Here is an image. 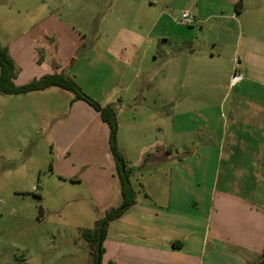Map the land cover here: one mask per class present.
Returning <instances> with one entry per match:
<instances>
[{"label": "crops", "instance_id": "0c3cea01", "mask_svg": "<svg viewBox=\"0 0 264 264\" xmlns=\"http://www.w3.org/2000/svg\"><path fill=\"white\" fill-rule=\"evenodd\" d=\"M139 2L146 4L153 25L173 29L164 34L171 48L159 67L151 46L153 65L142 87L144 56L138 52L146 40L115 38L104 47L93 42L83 55L96 90L103 88L104 68L115 63L117 146L136 195L135 204L109 224L100 264H255L264 256V182L258 179L264 175V0H242L239 11L237 0H183L195 18L188 25L165 14L175 0ZM124 13L125 27H133L134 12ZM45 26L34 24L0 43L14 61L16 86L52 74L70 79L69 56L82 42L61 41L54 35L59 27ZM193 27L200 31L192 32ZM235 71L243 80L230 87ZM56 89L20 97L43 113L48 105L37 100ZM83 108L101 132L104 148L92 143L97 132L77 146L79 136L71 143L61 137L56 152L52 144L50 172L60 182L82 185L95 221L120 203V194L108 128L89 105ZM136 145L134 162L130 155ZM208 172L214 175L209 196L189 180Z\"/></svg>", "mask_w": 264, "mask_h": 264}, {"label": "rangeland", "instance_id": "374dc122", "mask_svg": "<svg viewBox=\"0 0 264 264\" xmlns=\"http://www.w3.org/2000/svg\"><path fill=\"white\" fill-rule=\"evenodd\" d=\"M122 1L125 4L120 10ZM145 6L139 0H0V43L10 42L34 24L59 27L54 35L57 33L61 41L82 42L69 56L70 79L92 100L91 94L106 100L104 105L94 100L101 106L114 108L119 95L114 83L115 63L104 68V77L99 78L103 88L96 90L87 78L89 68L83 55L93 42L104 47L107 40L115 38L146 40L138 52L144 56L140 62L142 87V79L153 65L151 46L158 56L156 64L159 67L171 48L164 34L173 31L160 24L153 25ZM127 8L134 12V23L133 27L126 28L123 17L127 15L124 13ZM187 8L183 0H175L165 14L180 23L181 13ZM190 30L200 31L197 27ZM149 43L150 47L146 46ZM37 101L48 105V109L43 113L33 111L32 100L0 94V264H92L80 228L92 227L96 210L89 204L82 185L60 182L51 174L54 165L51 149L53 143L57 145L54 152L60 148L58 140L61 137L71 143L79 136L76 146L84 144L91 131L98 134L92 143L99 150L104 148L105 140L83 108L88 104L75 100L70 92L56 89L55 93ZM73 103L81 106H73ZM73 149L74 145L70 152ZM138 150L137 145L131 148L134 162ZM148 169L139 168L138 172ZM222 175L219 174V183ZM213 178L208 172L191 175L189 180L197 182L209 196ZM258 179L264 182V175H259ZM97 216L99 219L103 214Z\"/></svg>", "mask_w": 264, "mask_h": 264}, {"label": "trees", "instance_id": "16d2710c", "mask_svg": "<svg viewBox=\"0 0 264 264\" xmlns=\"http://www.w3.org/2000/svg\"><path fill=\"white\" fill-rule=\"evenodd\" d=\"M242 0H237L236 9L240 10ZM15 77V64L6 48L0 47V94L2 95H24L30 92L42 91L51 87L70 92L75 100L88 104L98 115L109 131V152L115 166V174L118 182L120 203L107 207L103 216L96 219L91 228L81 231V238L87 244L92 264H100L103 253L102 244L107 235L109 224L120 218L124 212L135 204L136 195L130 183V170L118 149L116 135L118 129L115 109L111 105L101 106L89 96L83 93L80 87L70 79L61 74L45 75L37 80L30 81L24 85L16 86L13 82ZM255 264H264L262 256Z\"/></svg>", "mask_w": 264, "mask_h": 264}, {"label": "built area", "instance_id": "2783aa9c", "mask_svg": "<svg viewBox=\"0 0 264 264\" xmlns=\"http://www.w3.org/2000/svg\"><path fill=\"white\" fill-rule=\"evenodd\" d=\"M180 22L185 25L192 24L195 22V18L190 14V12L185 11L181 13ZM242 80L243 75L240 72L235 71L230 75L229 85L230 87H233L240 83Z\"/></svg>", "mask_w": 264, "mask_h": 264}]
</instances>
